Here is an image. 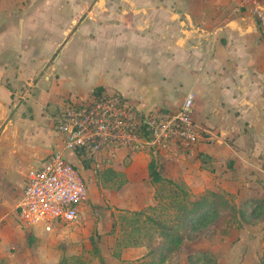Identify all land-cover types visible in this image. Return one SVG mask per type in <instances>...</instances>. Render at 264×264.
Returning a JSON list of instances; mask_svg holds the SVG:
<instances>
[{
  "label": "crops",
  "instance_id": "obj_1",
  "mask_svg": "<svg viewBox=\"0 0 264 264\" xmlns=\"http://www.w3.org/2000/svg\"><path fill=\"white\" fill-rule=\"evenodd\" d=\"M256 6L264 11V0H0V264H57L49 237L20 224L16 208L29 170L57 151L77 158L63 150L54 119L95 88L143 112H175L194 93L204 138L185 154L158 153L162 176L264 200ZM139 251L110 263L142 258L146 246Z\"/></svg>",
  "mask_w": 264,
  "mask_h": 264
},
{
  "label": "rangeland",
  "instance_id": "obj_2",
  "mask_svg": "<svg viewBox=\"0 0 264 264\" xmlns=\"http://www.w3.org/2000/svg\"><path fill=\"white\" fill-rule=\"evenodd\" d=\"M144 155L125 148L112 153L103 151L95 156V161L90 162L88 168H84L78 158L67 157L77 166L88 188V201L82 208L79 221L52 233L32 228L37 235L49 237L45 243L50 254H55L53 259L57 264H101L92 251V236L107 264H111L110 258L119 257L123 249L137 247L141 251L142 247L145 251L148 237L156 238L155 229L145 221L147 215L160 219L172 216L171 204L175 193L181 195L179 189L187 192L189 198H196L207 191L196 192L177 178L171 180L173 184L153 183L148 173L151 155ZM106 168L118 174L109 182H104L101 177ZM225 194L235 206L250 195ZM262 226L260 221L256 226L239 229L235 228V224H230L229 218L217 219L202 228V231L214 232L210 239L197 240V236L187 239L166 264H187V254L201 249L214 253L219 264L258 263L264 249ZM140 259L128 261L127 264H137Z\"/></svg>",
  "mask_w": 264,
  "mask_h": 264
},
{
  "label": "built area",
  "instance_id": "obj_3",
  "mask_svg": "<svg viewBox=\"0 0 264 264\" xmlns=\"http://www.w3.org/2000/svg\"><path fill=\"white\" fill-rule=\"evenodd\" d=\"M252 14L264 35V11L256 6ZM194 100L195 94L188 93L175 112H143L121 95L104 91L88 101L64 105L55 116L54 128L63 139V150L72 154L79 149L95 158L119 148L145 154H185L205 133L193 121ZM87 201L88 188L81 172L62 150L57 151L27 172L17 220L25 227L51 233L78 223Z\"/></svg>",
  "mask_w": 264,
  "mask_h": 264
},
{
  "label": "trees",
  "instance_id": "obj_4",
  "mask_svg": "<svg viewBox=\"0 0 264 264\" xmlns=\"http://www.w3.org/2000/svg\"><path fill=\"white\" fill-rule=\"evenodd\" d=\"M102 88H95L92 95L102 92ZM78 160L84 168H88L90 162H94V156L87 155L83 150L74 151ZM151 159L148 163V173L153 183L173 184L170 179L164 178L158 154L150 153ZM117 173L111 168H106L101 177L104 182H109L117 177ZM181 195L174 194L171 204L173 215L166 219L147 215L145 221L155 229L156 238L149 236L146 243L147 252L137 264H166L168 259L185 245L189 238L197 236V240L208 239L214 232L202 231L209 223L217 219L229 218L230 224L235 228L246 225H255L262 221L264 230V200L260 198H249L242 201L238 206L232 204L228 196L220 191L207 190L196 198H189L187 192L179 189ZM180 197V200H179ZM141 215V213H138ZM202 231V232H201ZM92 251L98 256L101 264H104L100 248L92 236L90 238ZM187 264H217L216 258L206 250H196L187 254ZM132 264V263H130ZM258 264H264V249Z\"/></svg>",
  "mask_w": 264,
  "mask_h": 264
}]
</instances>
